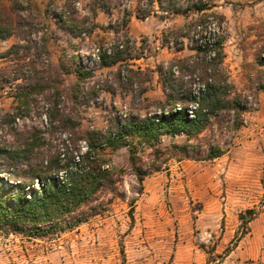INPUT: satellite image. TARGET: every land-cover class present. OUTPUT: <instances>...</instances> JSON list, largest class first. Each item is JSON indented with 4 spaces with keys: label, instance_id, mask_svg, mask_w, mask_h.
I'll list each match as a JSON object with an SVG mask.
<instances>
[{
    "label": "rangeland",
    "instance_id": "1",
    "mask_svg": "<svg viewBox=\"0 0 264 264\" xmlns=\"http://www.w3.org/2000/svg\"><path fill=\"white\" fill-rule=\"evenodd\" d=\"M147 2L23 0L15 33L0 39V120L18 112L15 94L19 84L30 82L34 66L47 77L60 62L94 72L81 83L77 103L69 102L80 116V131L105 130L138 103L154 110L153 101L165 98L158 66L192 53L187 38L184 49H177L175 32L199 15L139 18ZM214 2L213 11L225 16V67L247 105L241 126L213 123L190 141L202 146L190 148L189 155L174 148L185 144V135H163L153 145L135 140L142 184L130 165V149L109 151L124 173L115 193L100 195V212L46 236L0 229V264H180L176 250L184 232L200 248L202 264H264V0ZM119 53L122 61L102 63ZM76 81L75 74L64 76V86ZM32 96L30 116L12 126L45 124L39 115L44 97ZM7 131V125L0 127V137L11 140ZM213 143L223 153L206 158ZM251 208L257 215L240 237V213Z\"/></svg>",
    "mask_w": 264,
    "mask_h": 264
},
{
    "label": "trees",
    "instance_id": "2",
    "mask_svg": "<svg viewBox=\"0 0 264 264\" xmlns=\"http://www.w3.org/2000/svg\"><path fill=\"white\" fill-rule=\"evenodd\" d=\"M147 1L143 4L147 7L142 5L138 10L139 18L158 12L199 15L175 32L177 49H184L183 39L187 38L192 53L158 66L165 98L153 101L154 110L138 103L135 112L117 117L107 129L82 132L76 106L70 107L69 102L77 103L81 83L93 75V70L60 62L51 65L45 77L34 66L30 82L19 84L15 94L18 112L0 120V127L7 125L12 137H0V229L29 237L46 236L97 215L104 206L98 202L100 195L115 193L124 173L114 165L109 151L128 147L130 165L142 184L144 172L136 164L135 140L153 145L163 135H185V144H175L174 148L189 155L190 148L199 146L190 141L199 139L213 123H227L228 129L241 126L247 105L235 91L225 67V16L213 11L214 0ZM22 9L23 0H0V39L15 33ZM123 59L119 53L102 63L108 66ZM68 74H75L77 81L64 86ZM34 94L44 97V110L39 115L45 124L23 129L12 126L16 118L30 116ZM142 109H147L145 115ZM222 153L219 143H213L205 157L212 159ZM256 215L253 208L240 213V237L247 233V225ZM231 250L228 248L225 254Z\"/></svg>",
    "mask_w": 264,
    "mask_h": 264
},
{
    "label": "crops",
    "instance_id": "3",
    "mask_svg": "<svg viewBox=\"0 0 264 264\" xmlns=\"http://www.w3.org/2000/svg\"><path fill=\"white\" fill-rule=\"evenodd\" d=\"M179 242L177 247V258L181 259L180 264H202L204 263L201 258V250L191 243V237L187 233H183V236H179ZM199 257L201 260L198 261ZM197 261V262H194Z\"/></svg>",
    "mask_w": 264,
    "mask_h": 264
},
{
    "label": "built area",
    "instance_id": "4",
    "mask_svg": "<svg viewBox=\"0 0 264 264\" xmlns=\"http://www.w3.org/2000/svg\"><path fill=\"white\" fill-rule=\"evenodd\" d=\"M261 130H264V126H261Z\"/></svg>",
    "mask_w": 264,
    "mask_h": 264
}]
</instances>
